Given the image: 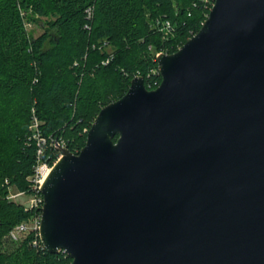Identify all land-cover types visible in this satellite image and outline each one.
Segmentation results:
<instances>
[{
    "label": "water",
    "instance_id": "1",
    "mask_svg": "<svg viewBox=\"0 0 264 264\" xmlns=\"http://www.w3.org/2000/svg\"><path fill=\"white\" fill-rule=\"evenodd\" d=\"M132 78L40 191V239L71 264H264V0H215ZM116 137V138H115Z\"/></svg>",
    "mask_w": 264,
    "mask_h": 264
},
{
    "label": "trees",
    "instance_id": "2",
    "mask_svg": "<svg viewBox=\"0 0 264 264\" xmlns=\"http://www.w3.org/2000/svg\"><path fill=\"white\" fill-rule=\"evenodd\" d=\"M206 1L0 0V264L72 262L33 233L8 237L36 211L10 197L11 187L34 192L33 108L47 138L43 159L52 165L61 154L52 140L78 153L99 110L134 76L149 89L160 84L157 52H175L200 29L215 0ZM158 17L174 24L169 38L153 26ZM32 23L44 30L34 35Z\"/></svg>",
    "mask_w": 264,
    "mask_h": 264
},
{
    "label": "built area",
    "instance_id": "3",
    "mask_svg": "<svg viewBox=\"0 0 264 264\" xmlns=\"http://www.w3.org/2000/svg\"><path fill=\"white\" fill-rule=\"evenodd\" d=\"M205 2L207 1L205 0ZM90 14H91V10H89V15ZM153 26L156 27L158 31H161L163 33L164 38H169V36L172 35L174 32V24L168 18H160V17L156 18L153 22ZM161 52H157V55ZM40 123H41L40 120L35 114V108H33V118L30 128L32 129V133H33L32 137L36 139L38 145L37 160L34 167V173L31 179L34 192H32L31 194H27L24 191H17L15 194L10 193V197L15 199L16 196L32 195L30 202L25 205H26V209L35 208L36 211L28 219L19 222L18 224H16L11 228V230L8 233V237L11 240H15V241L22 239L26 234L29 233H33L34 236L40 238V224L42 217L41 208L43 206V195L40 191V188L45 178L47 177L48 173L50 172L51 168L53 167L54 163L58 160L57 159L51 165L48 161L43 159L42 155L45 150V146L47 144V138L43 136L41 133ZM51 143H54L55 146H58V143L61 144L62 146H65L64 142L62 141L60 142L58 140H52ZM35 243H37V240H35Z\"/></svg>",
    "mask_w": 264,
    "mask_h": 264
},
{
    "label": "rangeland",
    "instance_id": "4",
    "mask_svg": "<svg viewBox=\"0 0 264 264\" xmlns=\"http://www.w3.org/2000/svg\"><path fill=\"white\" fill-rule=\"evenodd\" d=\"M30 30L34 35L40 34L44 28L41 25H35V24H30L29 25ZM17 190L14 187H11L10 193L15 194ZM32 195H23V196H16L15 199L19 202H22L24 204H28L30 202Z\"/></svg>",
    "mask_w": 264,
    "mask_h": 264
}]
</instances>
